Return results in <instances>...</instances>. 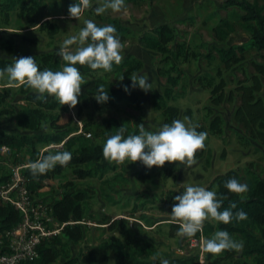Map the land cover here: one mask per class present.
<instances>
[{"label": "rangeland", "instance_id": "obj_1", "mask_svg": "<svg viewBox=\"0 0 264 264\" xmlns=\"http://www.w3.org/2000/svg\"><path fill=\"white\" fill-rule=\"evenodd\" d=\"M26 1H38L40 8L30 16L18 9L0 12V62L9 66L14 62L13 58L31 56L37 63L42 53L57 55L63 41L78 35L85 26V20H92L97 26L110 25L111 20H116L126 29L123 35L116 34L123 45L122 60L132 58L139 61L140 67L132 75H146L152 85L151 91H143L139 109L122 100L104 113L90 107H84L78 113L69 106L65 111L50 112L61 114L59 122L69 125L73 133L81 132L95 143H104L97 124L107 117L125 120L133 127L143 124L146 130L156 132L168 124L166 108L171 106L178 110L176 120L187 116L203 129L202 132L207 133L203 154L195 158L197 162L190 168L166 162L162 168L149 170L142 162L125 161L122 165L112 163L111 168L94 177L76 180L77 187L86 190L89 195L85 201L87 211L82 224L84 236L79 242L72 243L61 235L62 242L58 246L60 257L51 264H61L69 259L85 264L78 261L80 254L106 241L111 235L118 236L117 229H111L109 224L120 218L126 219L130 225H138V238L148 241L157 253L151 258L194 255L197 264H201V258L198 260L201 255L199 245H191L187 237L177 236L179 226L170 222L172 206L176 203L174 197L190 185L214 191V177L229 169L239 172L242 184L246 180L247 169L264 179V133L258 132L264 131V128L258 125L260 119L255 116L264 110V75L256 67L259 65L264 70L263 52L248 49L238 54V61L228 63L222 61L218 53V49H227L248 40L249 33L242 28L239 19L242 11L236 6H227L225 0H125V9L120 12L107 10L98 16L95 8L103 0H91V8L77 20L69 18L68 8L78 0ZM248 1L264 5V0ZM223 21L233 29L224 39H219L214 28H223ZM160 25H167L173 32L174 37L168 47L174 49L182 43L184 54L173 59L166 58L157 50L140 44L141 36ZM70 47L74 49L75 45ZM97 75L113 85L124 82V79L120 80L122 75L119 73L101 72ZM220 83L222 99L215 103L213 97L217 98L219 93L212 89ZM6 84L7 75L0 78V129L21 132L23 129L17 124L18 111L29 104L26 97L34 93L25 86L8 88ZM258 85L260 88H257ZM249 94H253L250 98L253 105L259 97L263 105L261 111L249 105L238 110L242 97ZM214 116L220 117L219 133L208 129ZM46 130L50 128L45 123L41 131ZM37 150L41 154H55L63 152L64 147L62 143H49L37 145ZM30 162L27 151L15 153L0 147V177L7 176L9 179L13 167L28 169L26 166ZM66 173L63 171L53 176L34 197L45 200L55 197L66 181ZM143 216L150 222H145ZM206 224L215 225V221L206 220ZM215 232L205 235L202 229L199 236L202 240L209 239ZM233 239L239 242L236 237ZM222 253L212 256L208 262L212 263L218 257L219 264H227L228 260L222 258ZM206 254L203 253L202 264H206ZM108 255L107 264H115L113 254Z\"/></svg>", "mask_w": 264, "mask_h": 264}, {"label": "trees", "instance_id": "obj_2", "mask_svg": "<svg viewBox=\"0 0 264 264\" xmlns=\"http://www.w3.org/2000/svg\"><path fill=\"white\" fill-rule=\"evenodd\" d=\"M227 6H236L241 11L239 19L241 26L249 33V38L246 42L229 47L227 49H218L219 56L222 61L228 63L238 61V54H243L248 49H255L262 51L264 55V5H259L257 1L250 2L248 0H225ZM40 4L37 1L27 3L26 0H0V12L8 13L12 10H22L27 15H32ZM110 25L116 28L117 35H123L126 31L122 25L116 20H111ZM223 28L219 26L214 30L219 39H224L227 34L232 31V26L223 21ZM173 32L167 25H160L151 30V33L144 34L139 38L140 44L143 46L157 50L159 53L166 56V58H174L180 54H184V44H177L174 49H170L168 44L173 40ZM38 66L41 71L49 69L52 71L62 70L64 63L59 57L51 52H45L37 58ZM6 63L0 62V69H5ZM80 71L85 83L82 84L81 94L78 97L79 103L75 107L78 113H81L84 107H90L98 113H104L108 108L115 107L120 101L125 100L133 104L137 109L141 107L140 97L143 91L131 88L132 72L140 67V63L132 58H126L121 61L119 65L113 63L112 73H119L124 77V82L121 85H113L99 77L97 74L104 72L102 69L92 70L88 66L75 65ZM259 72L264 75V70L261 66H256ZM110 73V72H105ZM264 77V76H263ZM174 84L176 81L173 82ZM103 85L104 91L108 92L109 100L105 103H98L94 98L98 94L99 87ZM220 85V86H219ZM216 85L212 91L217 94V98L213 97L215 103L221 101L222 84ZM124 86L129 87V92L124 91ZM257 88H260L259 85ZM8 94V93H7ZM6 94V96H7ZM253 94L242 97L241 107L255 106L261 108L260 99L254 100L250 98ZM28 105L22 106L18 111L17 124L23 130L21 132H8L0 129V147H8L9 150L20 152L27 151L31 162H34L41 153L37 150V145H44L49 143H62L64 151L72 154V159L66 167L57 165L54 170L49 171L45 175L34 178L29 169L25 170V175L29 178L28 188L31 194L37 195L38 189L44 186L46 180L53 176L66 171V181L61 185L55 197L50 200H45L50 205L52 213L57 221L60 223L67 221H81L85 220L86 199L88 192L84 189H79L77 183L78 179H86L94 177L103 173L106 169L111 168V164L104 160L102 149L108 137L116 134L118 128L122 125L125 127V138L128 135L139 134V127H133L125 120H119L114 117L103 118L98 124L100 129V136L105 141L104 143H95L86 134L73 133V129L66 123H60L61 114H51L50 112L58 110L65 111L67 105L61 106L53 97H47V102L38 100L36 94H29L26 97ZM168 115V124L177 119L178 110L171 106L166 108ZM259 118L258 125L264 128V110L261 113L255 114ZM220 117L214 116L211 119L208 129L212 133H219L221 131L219 126ZM48 124L50 130L41 131L42 125ZM90 131L89 129H87ZM198 132H202V128H197ZM264 133V131H258ZM204 148L196 153V157H201ZM48 155L47 153H42ZM235 178L239 182L241 176L236 169H229L223 173L216 175L213 179L215 185V192L217 197H228L222 203L220 211L228 209L233 203L236 208L232 209L233 213L243 211L247 213V219L237 222L235 219L229 224H222L215 222L213 224L203 225V232L205 235L216 230H226L233 239L236 237L239 242L243 243V249L239 252L224 251L222 258L228 260L227 264H264V179L259 178L253 171L247 169V177L243 184L248 185V191L243 195L230 193L225 187V183ZM7 176L0 177V183L8 181ZM145 222L150 220L143 216ZM21 221L20 213L10 204H4L0 201V231L11 230L16 227ZM111 229H117L118 236L111 235L106 241L94 247L86 249L80 254L78 261L85 264H107L109 253L114 256L115 264H160L161 259H153L157 255L153 246L146 240L138 238L140 235L138 225L134 226L124 219H114L109 224ZM178 227V226H177ZM201 234V233H200ZM62 236L69 242L77 243L84 236V226L82 224L65 225L62 228ZM199 236V232L196 234ZM60 237H55L50 241H43L38 246L39 257L36 260L37 264H51L60 257ZM238 254L237 257L235 255ZM213 255L207 253L205 255L206 264H219L220 259L214 258L212 263L208 261ZM162 259H167L169 264H197L196 256H176L168 255ZM61 264H77V259L65 260Z\"/></svg>", "mask_w": 264, "mask_h": 264}, {"label": "clouds", "instance_id": "obj_3", "mask_svg": "<svg viewBox=\"0 0 264 264\" xmlns=\"http://www.w3.org/2000/svg\"><path fill=\"white\" fill-rule=\"evenodd\" d=\"M91 8V0H78L68 8L69 18L79 19L85 10ZM125 9V0H103L100 6L95 8L96 15H102L107 10L114 13ZM84 27L78 35L65 39L59 48L57 55L65 62L62 70L41 71L35 58H13V63L0 70V78L7 75L8 88H20L25 86L36 94L38 100L47 102V97H53L61 106L67 105L74 109L79 103L82 84L85 83L80 71L75 65L88 66L92 70L102 69L111 72L113 63L119 65L123 59L121 49L123 47L116 28L112 25L97 26L92 20H85ZM75 45L73 49L70 46ZM124 77L120 80L123 81ZM131 88L137 87L145 93L151 91L152 85L146 75L133 74L131 76ZM124 91L129 92V87L124 86ZM98 103L109 100L108 92L103 85L94 96ZM198 124L185 116L183 120H173L171 124H164L159 131L153 132L139 125V134L128 135L124 133L125 127L118 128L116 134L107 138L103 145L102 154L108 163L122 165L125 161L130 163L142 162L147 168H162L166 162L176 163L177 167H191L197 161L196 153L205 147L206 132H198ZM72 159L68 151H57L55 154H41L34 162L26 167L34 178L47 174L59 165L66 167ZM224 187L230 192L240 195L243 199L248 189L247 184L240 183L237 179L228 180ZM228 197H217L215 191L206 190L201 186H187L185 190L174 197L176 203L172 206L170 222L179 226L177 236L192 238L203 229L206 220H212L222 224H229L234 219L239 222L247 219V213L239 211L233 213L236 208L233 203L228 209L220 211L222 203ZM243 243L231 238L226 230L216 231L209 239L202 240L201 251L217 256L224 251H241ZM153 259H156L155 257ZM160 264H169L167 259H161Z\"/></svg>", "mask_w": 264, "mask_h": 264}, {"label": "built area", "instance_id": "obj_4", "mask_svg": "<svg viewBox=\"0 0 264 264\" xmlns=\"http://www.w3.org/2000/svg\"><path fill=\"white\" fill-rule=\"evenodd\" d=\"M2 150L9 148L2 146ZM22 167L12 168L9 180L0 183V201L10 204L21 215L19 224L11 230L0 231V264H37L38 246L43 241H50L62 235L63 226L84 224V221H67L60 223L52 213V209L43 199L34 197L29 191V178ZM46 180L45 182H48ZM44 187V186H43ZM43 187L38 189L41 192ZM202 236L188 238L191 245H199L201 264Z\"/></svg>", "mask_w": 264, "mask_h": 264}]
</instances>
